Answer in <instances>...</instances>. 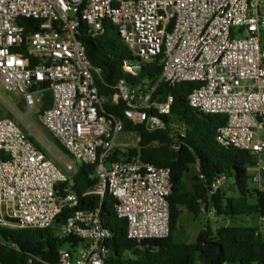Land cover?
I'll list each match as a JSON object with an SVG mask.
<instances>
[{"label":"built area","instance_id":"1","mask_svg":"<svg viewBox=\"0 0 264 264\" xmlns=\"http://www.w3.org/2000/svg\"><path fill=\"white\" fill-rule=\"evenodd\" d=\"M22 20L39 23V29L28 34ZM105 21L118 29L131 54L122 67L127 78L110 99L100 94L101 70L80 40L82 31L101 36ZM157 59L162 68L157 82L130 81ZM161 83L198 85L189 95L190 107L228 117L216 140L254 155L257 171L251 178L261 185L264 0H0V85L8 94H18L73 158L61 169L15 121L0 119V229H55L62 211L80 201L74 189L76 165H88L98 181L90 194L116 200L129 239L167 238L171 170L140 158L115 161L123 123L105 108L109 101L123 102L131 123L163 130L175 98H155ZM45 91L51 104L42 110ZM227 181L217 179L211 189H224ZM259 233L264 235V219ZM57 234L79 240L73 251L59 252L58 264H106L112 233L103 224L101 208L75 212Z\"/></svg>","mask_w":264,"mask_h":264},{"label":"trees","instance_id":"2","mask_svg":"<svg viewBox=\"0 0 264 264\" xmlns=\"http://www.w3.org/2000/svg\"><path fill=\"white\" fill-rule=\"evenodd\" d=\"M29 34L39 29V23L22 20ZM83 41L91 63L101 70L97 85L102 96L110 99L114 87L123 78L124 61L131 58L121 42L118 29L105 21L104 33L92 38L82 31ZM160 60L143 68L139 78L130 80L135 85L144 81L157 82L162 74ZM129 79V78H128ZM198 85L183 83L176 87L161 83L155 98L163 101L173 95L175 102L171 115L164 117L166 128L150 131L143 125H134L125 118V105L110 101L105 108L108 114L123 123V133H135L139 142L136 148L121 153L114 152L115 161H130L140 158L158 168L171 170L173 193L169 197L170 234L164 239L137 242L128 238L125 220L118 218L116 200L107 195L90 194L97 186L95 168L76 165L73 177L79 204L76 208L66 207L57 219V227L48 230L0 229V264H58L59 252L66 243L79 245V240L61 239L57 232L77 211L102 210L105 228L112 233L108 242L110 254L106 264H264V235L260 234V222L264 219V191L252 187L250 168L255 165V156L234 147H223L217 140V132L228 122L226 115H206L189 105V95ZM43 88H47L44 85ZM42 110L51 104V94H43ZM54 146L71 162L73 158L66 148L51 134ZM29 139L49 159L48 151L40 142L29 135ZM194 167L198 176L192 179V189H185L184 179ZM232 179L234 185L214 192L211 185L217 179ZM230 190L239 196H230ZM183 212L199 219L204 213L234 222L239 217L255 216L257 227L226 226L213 232L210 227L200 231L197 240L191 242L187 228L181 223Z\"/></svg>","mask_w":264,"mask_h":264},{"label":"rangeland","instance_id":"3","mask_svg":"<svg viewBox=\"0 0 264 264\" xmlns=\"http://www.w3.org/2000/svg\"><path fill=\"white\" fill-rule=\"evenodd\" d=\"M40 107L41 104L39 108ZM3 118L12 119L28 136H34L40 142L41 146L48 151L51 160L61 169H65V162H71L67 156H63L60 152H58V150L54 146L53 139L50 134L47 132V130H45V128H43V126H41L36 117V114L30 112L24 106V104L18 97V94H8L0 85V119ZM138 142L139 139L135 133H122L117 140L116 149H118L121 153H127L129 149L136 148ZM55 152L58 153L61 158H59ZM262 160L264 161V155L262 156ZM256 171L257 167L255 165L250 168L251 174ZM198 175V169L197 167H195L192 169L191 173L186 177L185 189L187 191L192 189V179ZM227 183L228 186L234 185V181L232 179H229ZM252 187L264 191V177L262 179L261 185H257L254 183L252 184ZM229 194L233 197L239 196L238 192H234V190H230ZM180 220L181 223L187 228L188 236L191 242H195L200 231L207 227H210L213 232H216L218 228L226 226H258V219L255 216L239 217L234 222H231L219 218L213 213H204L199 219L196 220L190 213L183 212L181 214ZM61 249L73 251V247L69 243L64 244Z\"/></svg>","mask_w":264,"mask_h":264},{"label":"crops","instance_id":"4","mask_svg":"<svg viewBox=\"0 0 264 264\" xmlns=\"http://www.w3.org/2000/svg\"><path fill=\"white\" fill-rule=\"evenodd\" d=\"M194 168H195V167H194ZM197 169H198V168H197ZM185 179H186V178H185ZM185 179H184V184H185ZM227 182H228V181H227ZM227 185H228V183H227ZM227 185H226V187H228ZM230 187H231V186H230ZM258 226H259V220H258Z\"/></svg>","mask_w":264,"mask_h":264},{"label":"water","instance_id":"5","mask_svg":"<svg viewBox=\"0 0 264 264\" xmlns=\"http://www.w3.org/2000/svg\"><path fill=\"white\" fill-rule=\"evenodd\" d=\"M51 148V147H50ZM52 149V148H51ZM56 153V152H55ZM57 154V156L59 157V158H61V156L58 154V153H56Z\"/></svg>","mask_w":264,"mask_h":264}]
</instances>
